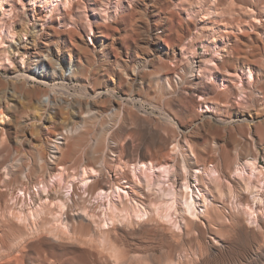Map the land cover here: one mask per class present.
<instances>
[{
  "label": "rangeland",
  "instance_id": "374dc122",
  "mask_svg": "<svg viewBox=\"0 0 264 264\" xmlns=\"http://www.w3.org/2000/svg\"><path fill=\"white\" fill-rule=\"evenodd\" d=\"M21 30L29 51H39L25 55L22 67L44 59L58 71L75 66L76 80L67 83L74 107L41 106L44 86L11 79L8 73L21 60L11 48L17 37L9 32ZM0 38V83L6 88L0 86V104L9 119L0 132V264H141L144 258L150 264H264L263 177V184L253 180L251 186L246 176L230 174L253 158L264 172V0H0ZM84 44L87 54L77 50ZM246 66L254 69L251 84L243 75ZM102 89L111 98L97 97ZM57 92L55 102L62 95ZM77 101L90 107L79 109ZM200 105L210 111L201 113ZM65 126L75 132L53 152ZM175 141L191 147L190 171L211 164L220 171V183L199 181L209 188L211 207L193 225L181 220L178 229L152 212L161 190L150 192L140 183L131 201L144 203L149 218L115 217L104 225L105 201L94 196L129 180L122 165L149 159L172 164L171 182L179 192ZM59 167L66 170L64 182L53 181ZM80 168L99 169L100 176L86 190L74 181L66 192ZM19 188L29 207L40 198L55 202L42 215L39 235L22 244L30 226L10 214L24 199ZM113 199L122 210L125 204ZM247 205L253 219L244 213ZM177 208L179 216L182 206ZM53 216L68 221L69 231L57 228ZM100 234L120 259L101 249ZM37 242L44 244L35 251Z\"/></svg>",
  "mask_w": 264,
  "mask_h": 264
},
{
  "label": "bare ground",
  "instance_id": "6f19581e",
  "mask_svg": "<svg viewBox=\"0 0 264 264\" xmlns=\"http://www.w3.org/2000/svg\"><path fill=\"white\" fill-rule=\"evenodd\" d=\"M4 33L5 34L7 33L6 29H4ZM22 34H24V36H25L26 30H21L19 32L17 31L15 33L9 32L10 37H14V36L17 37L16 43L12 44L11 48L14 51V53L17 54L18 58L21 60V65L15 66L12 69V71H10L8 73L9 76H11V79L15 80L16 82L17 81L21 82V85L22 84L24 85L26 82H29V80H32V81L36 82L37 84L42 85V87L44 86L46 88V90L43 91L42 93H40L41 96L39 97L40 98L39 104L41 106L50 107V106H53V103H54L56 105V107H58V108L69 109L71 107H74V105L72 104V101H71V100H73L72 99L73 97H72V95H70L68 93L67 83L72 82L75 79V75H76L75 66L67 64L66 65L67 69L60 68L58 71L56 69L55 64L50 63V62H46L47 60L44 59V61H36V62L29 60L26 63V66L22 67V64H24V56L25 55H34V54L39 52V51L38 52L29 51V49L31 47L29 46V44L26 41L22 40ZM89 41H91V40H89ZM77 50L82 54H87L90 51L87 44L79 46ZM165 55L167 56V54H165ZM6 60L9 62L8 64H10V65H14V63H15L14 60L9 56L6 57ZM201 63H202V61H200V64ZM245 69H246V71H245ZM245 69L243 71V75H244L246 81H248V84H251V80L256 79L253 76L254 69H252L250 66H246ZM66 71H68V72H66ZM260 78L264 79L263 76ZM112 79L113 78L111 77V80ZM257 79H258V77H257ZM2 83L3 82L0 83V86L3 87V89H6V88H4L5 85ZM219 86H220V84L218 85V87ZM262 88L264 89V83L262 84ZM98 89H101V86L98 87ZM57 91H62V95L59 94L58 96H60V97H58L57 101L55 102L53 97L55 96L56 93H58ZM103 93L109 95L110 98L112 96V92L107 90V89H102V90L98 91L96 93V96L98 97ZM241 93H242V91H241ZM28 94H29V92H28ZM93 96H94V94L92 95V97ZM75 104H76V107H78L79 109H81V108H87L88 109L90 107V102H88V101H77V102H75ZM98 106H100V105L98 104ZM200 106H201V113L210 111L209 109L203 111L202 105H200ZM206 107H208V106H206ZM7 113H8V108H5L0 104V132H2L3 134H4V132H6L7 126L9 124L8 123L9 119H8ZM39 117H40V115H39ZM39 117H38V119H39ZM73 127H74V125H73ZM73 127H70L68 129V127L65 126L64 129H62L61 131L59 130V132H57L56 138H55V144L52 145L53 152L58 151L59 145L62 143L63 139L67 138L66 136H69V135L72 136L73 135L72 133L75 130V129H73ZM172 151L174 153H179L181 156V160H180V163L178 166V170H179L180 177H181L180 178L181 184H180L179 192H176V190L174 188V183L171 182V179L173 178L174 172H175V166L172 164L156 163L155 160L149 159L147 161H139V162L129 163L128 165H122V167H120L121 170L124 167L127 168L129 180L122 178L121 184H119V185L112 184V186H110V188L106 189V190H104L103 188H99L97 190L95 196H94L95 202L100 201V200L105 201L104 205H103L104 209L102 210L103 221L101 220V222H103L104 225H108V223H113V218H115V217L122 218L125 220H129V218L131 220H134V219L145 220V219L149 218V211L146 209L144 203L137 204V203H133V202H136L135 200L133 202L131 201L130 193L133 192V186L136 184H140V183H143L145 185V187L148 190H150V192L151 191L156 192L158 190H161L162 193H161V196L159 197V199L161 201L153 203L154 208L152 209V212L161 221H166V222L170 223L173 227H176L178 229H179L181 220L184 221V224H186L188 226H189V224L193 225L194 224L193 221L195 219L196 220L199 219V215L204 214L205 209L207 210V208L209 206L211 207L212 201L208 195L209 188L207 185H206V187H204V189L201 188L199 185V181L201 179H205L206 182L209 181V182L220 183L223 180V178L220 174V171L216 167V165L211 164V165L205 167L204 169L200 168V167H196L190 171L188 169L187 162H188L189 158L193 156V153L191 151V147L187 143L179 144L177 141H175L173 146H172ZM230 174L233 176H241L242 175V178H243V176L244 177L246 176L249 183H251L253 180H257V182L260 184L262 177L264 180V172H263V170L259 169L258 164L254 158L252 160H246L241 165H236L235 167H233L232 170H230ZM99 176H100V170L99 169H96V168H88V169L87 168H80V170H78L77 173L71 175L69 181H67L66 192L70 193L72 191L74 181L78 184V186H80L81 188L86 190L94 183L95 180H97L96 178ZM259 177H261V179ZM65 178H66V170L63 167H59L57 174L54 175L53 181L64 182ZM261 183L263 184V182H261ZM252 184L253 183L248 184V185L252 186ZM259 186L258 187L254 186V187H256V188H254L255 194L258 191ZM52 187H54V186H52ZM251 188H253V187H251ZM18 191H20V193L24 199H23L20 207H18V205L15 204L16 207L10 211V214L13 217V219L18 221V223H21L24 227L30 226V230L27 232V234H25L26 238H22L19 240V244H22L23 241H26L29 238L34 237L36 235H39L38 233L40 231V227H42L41 225L43 224V221H42V224L40 225V223H41L40 220L44 219V218H42V215L45 214V209L50 208L51 205H55V202L53 200L48 199V198H45L46 200L42 201V198H40L39 203L37 205L34 204L33 206L29 207L30 204L29 203H28L29 205L26 204V201H25L26 191L21 189V188H19ZM158 192H160V191H158ZM253 192H254V190H253ZM258 195H259V193H258ZM113 198L121 200V202H123L125 204L124 207L122 208V210L118 208L117 202ZM254 198H258V197H254ZM260 201H259V203H260ZM59 202H60L59 204L61 206H63L65 204L62 201H59ZM178 205L182 206V208L180 209L182 213L179 216H177ZM56 206H59V205L56 204ZM253 208H254V206H253ZM244 213L248 217H250L249 219H253L251 217H254L255 212L252 210L250 205H247L246 209L244 210ZM53 217H55L53 220L57 223L56 224L57 228H59L61 231H69L68 221L61 219L59 216H53ZM46 219H47V217L45 218V220ZM190 227H192V226H190ZM60 230H59V232H60ZM41 231H42V228H41ZM64 235L66 236L67 234H64ZM69 235H72V234H69ZM90 238H92V237H90ZM96 240H97V242H98V244L102 250L110 249V251L113 254L112 256L115 257V260L117 261L118 259H120L119 255L116 253V250L108 247L107 238H106L105 234L98 235ZM40 241H42V240H40ZM43 242H39V243L37 242L33 245L35 251H36V249L41 250V247L44 244ZM39 250H37V251H39ZM172 256H174V255L172 254ZM141 264H150V263L148 262V260L146 258H144V260ZM165 264H183V261L178 260L177 262L172 261V262H167Z\"/></svg>",
  "mask_w": 264,
  "mask_h": 264
}]
</instances>
